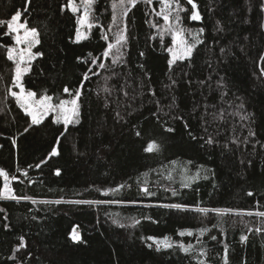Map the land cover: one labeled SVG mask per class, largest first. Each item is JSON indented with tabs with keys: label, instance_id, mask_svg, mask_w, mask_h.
<instances>
[{
	"label": "trees",
	"instance_id": "16d2710c",
	"mask_svg": "<svg viewBox=\"0 0 264 264\" xmlns=\"http://www.w3.org/2000/svg\"><path fill=\"white\" fill-rule=\"evenodd\" d=\"M194 2L201 18L180 0L179 25L202 42L169 66L175 13L166 24L157 0L116 25L119 0H91L80 42L68 0H0V20L27 8L20 21L39 34L24 89L53 104L81 93L67 131L52 115L31 125L8 91L14 39L0 26V170L17 197L0 198V264H225L226 250L227 264H264V0Z\"/></svg>",
	"mask_w": 264,
	"mask_h": 264
},
{
	"label": "snow or ice",
	"instance_id": "6c2138e0",
	"mask_svg": "<svg viewBox=\"0 0 264 264\" xmlns=\"http://www.w3.org/2000/svg\"><path fill=\"white\" fill-rule=\"evenodd\" d=\"M31 0H29V3ZM147 3H152V0H146ZM91 3V0H88V3L85 5V11L83 17L80 19L79 23H88L89 19V12L88 7ZM160 3L162 5L160 11L157 13L158 16H162L163 20L166 24L169 23L170 16L172 13H175L174 19L176 20L177 24L179 23L180 12L187 11L184 7L181 6L180 0H160ZM137 4V0H119V3L113 4L114 13L112 16V24L116 25L120 22V17L127 16L128 11L130 7H134ZM187 4L191 5V17L190 19L193 21L199 20L201 17L197 11V5L194 2V0H187ZM66 7L72 9L73 12L77 11L76 7L74 6L73 0H68V3ZM116 9H120L119 15L116 13ZM62 11L64 8L62 7ZM24 12H27V8H24L23 11H16L14 15L11 16L10 20L2 21L0 20V26L7 25V32H5V35H9L11 33H16L14 40L16 45H25L22 49H17L15 47H8L7 48V59L9 61H12L15 63V73L13 76V87H18L20 89L19 92H15L12 90V88H9V94L16 98L17 103L20 105L21 108H23L27 115L31 117V125H39L43 121L44 117L49 113L53 112L56 113V119L55 123L59 124L63 122L65 126V131H67V126L69 124H72L73 121H78L79 116V104L78 100L81 95L80 90L77 89L74 94L70 93L69 88L65 87L64 92L69 93L73 95V98L71 100H60L58 103L53 104L52 100L53 98L51 96H41L40 99H36V93L33 91H26L21 84L22 77L30 71V62L36 58L37 55H40V53H33L32 49L37 44L40 43L38 39V32L35 28H30L28 26V22L25 20L23 23H20L21 17ZM89 27H91V24L89 23ZM111 25L109 26V30H111ZM20 30H23V35H20ZM172 33V38L174 44L177 45V50L174 51L173 49L169 48L168 51L172 53V59L169 60V66H171L175 61L177 60H183L186 57H190L191 53L196 46V44L201 43L197 37H193L195 40L194 44H189L188 40L184 38V30L181 28L178 31H174L171 28V25L168 29ZM203 30L201 29L200 32ZM79 32V30H78ZM78 35V39H79ZM104 39H107V37H103ZM126 42V37L123 35V30H121L120 33L116 36V42L115 44L109 43L107 45V49L103 53L104 56L112 55V49H116L117 52H119V48L121 45ZM118 59V57L116 58ZM116 59L113 60V63H116ZM95 63V61H93ZM101 68L105 67V65L101 64ZM91 71V69H89ZM264 75V73H262ZM89 79L88 73L84 74V80ZM242 107V106H241ZM243 119V117H242ZM30 125V127H31ZM25 131H28V128L25 129ZM168 131H172V129H168ZM63 135V133L61 134ZM139 135V133H137ZM249 135H254V133H249ZM57 142L59 143V138H57ZM209 143L212 141L209 140ZM156 146L154 144H150L148 146V151H151ZM58 155V151L56 148H53L50 156H56ZM45 161H41V163H44ZM36 167H40L39 164L36 165ZM59 174V171H57V175ZM0 177L4 178V187L3 190L0 191V198H3L7 196V198L10 199H17V197L12 194V190L10 189L8 185V174L4 170H0ZM12 179H15V177H12ZM186 186V185H185ZM143 191L147 192V189H143ZM249 196H252L253 193L249 192ZM59 203V201H57ZM76 203H90L88 201H76ZM165 207H172V208H181V205L173 204V205H165ZM201 211H208L206 209H201ZM217 214H223L230 210L228 209H215L213 210ZM248 215H253V213L249 212ZM256 216L264 218V212H256ZM257 231H261V229H256ZM75 231V230H74ZM184 232H181L180 235H184ZM188 235H191V232L188 233ZM73 239H79L78 236L73 235ZM153 239V238H149ZM212 239H216V237H212ZM246 239L245 237H241V240ZM163 246L164 248H170L172 247V244L168 242V238L165 237L162 241H157V250H159L160 246ZM25 247L23 237L20 238V244L16 251H19L20 248ZM182 251L188 252L189 249L192 247L191 245H188L185 247L184 245H179ZM203 254V253H202ZM199 264H204L203 261H200ZM225 264H227V250L225 252Z\"/></svg>",
	"mask_w": 264,
	"mask_h": 264
},
{
	"label": "rangeland",
	"instance_id": "374dc122",
	"mask_svg": "<svg viewBox=\"0 0 264 264\" xmlns=\"http://www.w3.org/2000/svg\"><path fill=\"white\" fill-rule=\"evenodd\" d=\"M55 1H57V0H55ZM159 2H160V0H157V6L159 7ZM88 3V1L86 0L85 1V3H84V5L83 6H81V7H79V6H77V5H75L74 4V6L76 7V9H77V11H75V13L77 14V16H78V26H77V31H76V35H75V40L77 41V42H80V41H82V40H84V39H86L87 38V36H88V34H89V31H90V27H89V23H90V5H89V7H88V12H89V19H88V23H79V21H80V19L83 17V15H84V11H85V5ZM160 6L162 7V5H161V3H160ZM161 7H160V9H161ZM72 10V9H71ZM174 13H172V15H173ZM172 15L170 16V18L172 17ZM171 20V19H170ZM173 22H170V25H171V28H172V30H174V31H178L179 29H181V27H180V25H179V23L177 24V22H176V20L174 19V17H173ZM20 23H22L21 21H19ZM170 25H169V27H170ZM78 30H79V32H78ZM20 35H23V30H20V33H19ZM11 35L13 36V39H14V37H15V35H16V33H11ZM78 35H79V39H78ZM184 38L185 39H187L188 40V42H189V44H194L195 43V40L193 39V37H190V39H188L187 37H186V35L184 34ZM38 45V44H37ZM36 45V46H37ZM35 46V47H36ZM13 47H15V48H17L18 50L19 49H22V48H24L25 47V45H23V44H21V45H16L15 44V40H14V46ZM35 47H33V49H32V52L33 53H35L34 52V48ZM169 48H171V49H173L174 51H176L177 50V45L176 44H174V42L172 41V44L170 45V47ZM168 48V49H169ZM195 48V47H194ZM193 51H194V49H193ZM193 51H192V53H193ZM168 53H169V60H171L172 59V53L171 52H169L168 51ZM192 53H191V55H192ZM186 58H189V57H186ZM185 58V59H186ZM33 61V60H32ZM31 61V62H32ZM178 61V60H177ZM31 62H30V64H31ZM176 62V61H175ZM174 62V63H175ZM13 91H15V92H19L20 91V89L18 88V87H14V90ZM16 99V98H15ZM36 99L38 100V99H40V98H37L36 97ZM17 101V100H16ZM19 105V104H18ZM19 107H20V105H19ZM21 108V107H20ZM22 110H23V112L24 113H26L25 112V110L23 109V108H21ZM50 115H52L55 119H56V113H53V112H49L45 117H44V119L45 118H47L48 116H50ZM30 117V116H29ZM30 119H31V117H30ZM43 119V120H44ZM4 183H5V181H4ZM8 185H9V187H10V189L12 190V188H11V185H10V180L8 179ZM4 187V186H3ZM3 190V189H2ZM12 194H13V191H12ZM3 198H7V196H5V197H3ZM75 231H73V233H72V238H73V235H76V236H78L79 237V239H75V240H80V234L78 233V231H77V229L75 228L74 229Z\"/></svg>",
	"mask_w": 264,
	"mask_h": 264
},
{
	"label": "bare ground",
	"instance_id": "6f19581e",
	"mask_svg": "<svg viewBox=\"0 0 264 264\" xmlns=\"http://www.w3.org/2000/svg\"><path fill=\"white\" fill-rule=\"evenodd\" d=\"M76 229H77L78 233L80 234V230L78 228H76Z\"/></svg>",
	"mask_w": 264,
	"mask_h": 264
}]
</instances>
